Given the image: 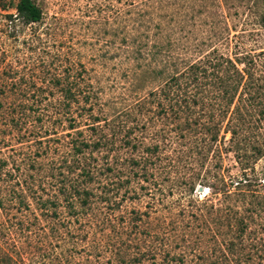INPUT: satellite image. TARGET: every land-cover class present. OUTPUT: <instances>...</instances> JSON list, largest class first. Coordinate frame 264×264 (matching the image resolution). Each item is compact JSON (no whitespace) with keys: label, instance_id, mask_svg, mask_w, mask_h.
Wrapping results in <instances>:
<instances>
[{"label":"rangeland","instance_id":"rangeland-1","mask_svg":"<svg viewBox=\"0 0 264 264\" xmlns=\"http://www.w3.org/2000/svg\"><path fill=\"white\" fill-rule=\"evenodd\" d=\"M131 1L34 0L43 19L25 25L17 18L19 0H0V186L6 184L2 179L8 171L20 170L40 193L32 197L29 185L23 197L12 188L3 189L14 198L0 207V264H166L168 247L179 252L188 243L192 264L201 245L209 250L216 239H223L218 233L226 231L223 184L229 174L244 172L227 151L230 134L224 124L210 150H201V134L176 138L174 146L153 157L145 175L131 174L128 187L109 173L107 181L103 177L107 185L96 186L99 194L92 205L82 207L74 200V212L60 193L70 188L73 177L55 147L77 139V133L66 137L63 134L70 131L62 126L69 123H54L58 133L49 137L51 146L31 147L16 127L21 114L12 110L21 103L58 101L52 78L72 62L76 71L80 64L89 70L102 109L114 119L163 84L161 74L146 70L159 71L170 56L190 63L214 47L224 54L264 48V28L259 24L264 0H138L136 6ZM149 9L155 17L150 18ZM133 27L149 34V40L147 35L141 39L150 45L164 46L163 55L141 61L127 58L120 51L126 46L120 31ZM46 127L53 128L52 123ZM81 130L88 131L84 126ZM146 136L151 144V135ZM253 137L264 139V120ZM125 171L128 176L130 169ZM246 174L264 193V156L252 162ZM219 206L217 213L214 208Z\"/></svg>","mask_w":264,"mask_h":264},{"label":"trees","instance_id":"trees-1","mask_svg":"<svg viewBox=\"0 0 264 264\" xmlns=\"http://www.w3.org/2000/svg\"><path fill=\"white\" fill-rule=\"evenodd\" d=\"M138 4V0L131 1L132 6ZM16 11L17 18L25 25L40 23L43 19V12L34 0H19ZM147 14L153 18L156 13L149 9ZM259 24L264 28V12ZM133 30L135 35L131 38ZM133 30L120 31L126 45L120 51L127 58L141 61L152 54L156 57L163 55L164 46L159 42L150 45L149 34L138 32L135 27ZM142 35H147L145 38L148 40L141 39ZM163 62L165 66L159 71L146 70L161 74L163 84L123 109L114 119H109L102 109L89 70L80 64L81 70L76 71L77 64L72 62L66 72L63 70L52 78L60 95L58 101L50 104L21 103L12 110L14 114H21L16 127L31 147L37 143L51 146L49 137L58 133L54 123H69L62 126L64 131H70L64 136L77 133V139L64 140L55 147L64 167L73 177L70 188L60 193L74 212V200L82 207L92 205L99 194L96 186L107 185L103 177L106 176L107 181L109 173L123 179V185L128 187L133 177L131 174L137 178L145 175L153 157L174 146L176 138L201 134L204 143L201 150H210L219 141V128L224 124L225 133L230 134L227 151L234 154L244 172L229 174V181L223 184L227 219L226 231H218L223 236L222 241L216 239L215 247L209 250H205L200 242L201 252L194 255L196 260L192 264H264V193L252 184L246 174L251 163L264 156V139L259 141L253 137L255 129L264 120V48L224 54L214 47L190 63L183 58L175 60L173 56ZM51 91L54 95L55 90ZM152 113L156 118L150 117ZM133 121L137 124L130 125ZM158 121H162L161 128L156 127ZM47 122L52 123L53 128L46 127ZM171 122L178 124L174 127ZM83 126L87 132L81 130ZM147 134L151 135V144H147ZM95 153L100 158H93ZM127 168L130 169L128 176ZM20 173V170L17 173L8 171L2 179L6 184L0 186V207L6 200L14 198L6 196L3 189L10 191L12 188L23 197L27 194L24 186L33 185L29 182L30 177ZM30 191L34 193L32 197L40 194L34 186ZM219 193L214 192V195ZM213 207L211 204L210 208ZM214 210L221 212V206ZM183 247L179 252L168 247L166 264H189L190 243Z\"/></svg>","mask_w":264,"mask_h":264},{"label":"water","instance_id":"water-1","mask_svg":"<svg viewBox=\"0 0 264 264\" xmlns=\"http://www.w3.org/2000/svg\"><path fill=\"white\" fill-rule=\"evenodd\" d=\"M199 191H200V192L204 191V188L201 187V188L199 189Z\"/></svg>","mask_w":264,"mask_h":264}]
</instances>
